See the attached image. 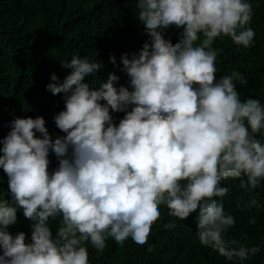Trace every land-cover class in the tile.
<instances>
[{
  "label": "clouds",
  "instance_id": "1",
  "mask_svg": "<svg viewBox=\"0 0 264 264\" xmlns=\"http://www.w3.org/2000/svg\"><path fill=\"white\" fill-rule=\"evenodd\" d=\"M135 7L149 41L121 56L129 86L117 88L114 73L92 86L85 77L101 63L75 54L63 62L71 69L63 82L53 73L46 86L64 93L54 116L64 135L52 139L43 116H28L12 119L0 139L9 188L0 199V264H90L88 245L102 253L110 238L144 248L162 205L180 220L195 213L199 244L233 264L261 252L229 235L237 218L223 198L231 191L225 181L239 178L236 209L264 208V102L241 98L237 82L247 78L235 68L217 79L221 49L213 47L224 37L254 45L252 3L136 0ZM170 27L182 30L175 46L164 36ZM114 112L124 113L118 123ZM50 152L59 160L52 171ZM19 210L31 222L27 241L24 231H8Z\"/></svg>",
  "mask_w": 264,
  "mask_h": 264
},
{
  "label": "trees",
  "instance_id": "2",
  "mask_svg": "<svg viewBox=\"0 0 264 264\" xmlns=\"http://www.w3.org/2000/svg\"><path fill=\"white\" fill-rule=\"evenodd\" d=\"M250 2L254 9L251 26L256 33L255 43L251 48H243L230 37L217 38L213 47L221 51L216 61V77L219 79L233 68L239 70L247 78L245 84L237 82L241 98L251 96L264 102V0ZM135 4L136 0H0V139L10 130L12 119L28 116H43L52 139L64 135L54 122V116L65 107L64 93L53 94L46 86L53 82V73L58 77L55 82H63L71 72L63 62L70 61L75 54L101 63V68L85 77L92 86L100 87L110 73L119 77L114 81L117 88L129 86L121 56L127 53L131 58L149 41L145 26L136 17ZM164 36L175 46L182 30L170 27ZM111 56H115V62ZM112 115L118 123L124 113ZM49 159L52 171L59 160L54 152L49 153ZM225 184L231 187L229 195L223 198L225 210L237 218L229 235L249 247H261V252L245 264H264V208L239 211L235 207L242 192L239 178L235 181L229 178ZM258 191L264 200V189ZM8 193V178L0 168V199H8ZM252 217L255 223L251 222ZM173 219L175 227H163ZM30 223L19 210L8 231L13 235L24 231L26 241L30 240ZM51 227L55 234L57 225ZM88 249L90 264H233L199 244L195 213L180 220L169 216L163 205L161 217L153 224L144 248L135 247L130 241L117 246L110 238L102 253L90 244Z\"/></svg>",
  "mask_w": 264,
  "mask_h": 264
}]
</instances>
